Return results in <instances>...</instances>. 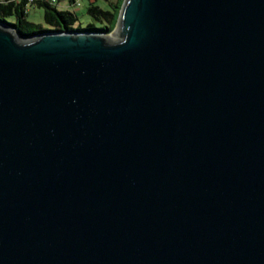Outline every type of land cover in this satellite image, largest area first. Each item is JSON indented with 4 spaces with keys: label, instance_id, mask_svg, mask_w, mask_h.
Returning a JSON list of instances; mask_svg holds the SVG:
<instances>
[{
    "label": "water",
    "instance_id": "95a60500",
    "mask_svg": "<svg viewBox=\"0 0 264 264\" xmlns=\"http://www.w3.org/2000/svg\"><path fill=\"white\" fill-rule=\"evenodd\" d=\"M0 264H264V0L0 22Z\"/></svg>",
    "mask_w": 264,
    "mask_h": 264
},
{
    "label": "trees",
    "instance_id": "16d2710c",
    "mask_svg": "<svg viewBox=\"0 0 264 264\" xmlns=\"http://www.w3.org/2000/svg\"><path fill=\"white\" fill-rule=\"evenodd\" d=\"M122 0H109V7H102L97 3L90 2L87 11L95 19L100 21V25H95L89 21L81 25L78 15L72 9L61 7L48 0H38L31 4H37L43 8V21L30 20L26 16L27 0H0V22H4L15 29L23 37L30 36L42 31L51 30H78V31H102L110 32L116 23L117 15Z\"/></svg>",
    "mask_w": 264,
    "mask_h": 264
},
{
    "label": "rangeland",
    "instance_id": "374dc122",
    "mask_svg": "<svg viewBox=\"0 0 264 264\" xmlns=\"http://www.w3.org/2000/svg\"><path fill=\"white\" fill-rule=\"evenodd\" d=\"M60 5L66 7L69 9H72L76 12L78 15V21L80 22L81 25H85L87 22L92 21L95 23V25H100V21L95 19L91 14L88 13L87 11V6L88 4L92 1L94 3L99 4L102 7H109V0H80V3L75 5V4H69L68 0H59ZM67 2V4H66ZM27 12L26 16L28 19L33 20L35 22H41L43 23V26L46 27L48 25L45 24L43 21V8L42 6H39L37 4H27Z\"/></svg>",
    "mask_w": 264,
    "mask_h": 264
},
{
    "label": "built area",
    "instance_id": "2783aa9c",
    "mask_svg": "<svg viewBox=\"0 0 264 264\" xmlns=\"http://www.w3.org/2000/svg\"><path fill=\"white\" fill-rule=\"evenodd\" d=\"M36 1H38V0H27V2H29V3H33V2H36ZM48 1H50L51 3H55V4L60 5V3H59L60 1L59 0H48ZM68 3L77 5V4L80 3V0H68Z\"/></svg>",
    "mask_w": 264,
    "mask_h": 264
},
{
    "label": "crops",
    "instance_id": "0c3cea01",
    "mask_svg": "<svg viewBox=\"0 0 264 264\" xmlns=\"http://www.w3.org/2000/svg\"><path fill=\"white\" fill-rule=\"evenodd\" d=\"M66 4H67V2H66ZM65 6H67V5H65ZM65 6H64V7H65ZM61 7H62V6H61Z\"/></svg>",
    "mask_w": 264,
    "mask_h": 264
}]
</instances>
